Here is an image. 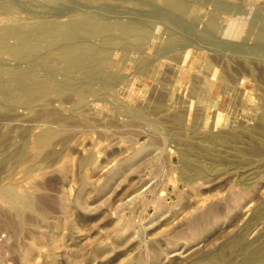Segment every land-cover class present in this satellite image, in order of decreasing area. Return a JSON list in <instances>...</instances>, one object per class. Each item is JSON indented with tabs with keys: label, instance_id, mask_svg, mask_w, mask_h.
Masks as SVG:
<instances>
[{
	"label": "rangeland",
	"instance_id": "374dc122",
	"mask_svg": "<svg viewBox=\"0 0 264 264\" xmlns=\"http://www.w3.org/2000/svg\"><path fill=\"white\" fill-rule=\"evenodd\" d=\"M10 1L32 26L77 10L144 38L93 39L111 78L39 67L60 88L0 95V264H264V0Z\"/></svg>",
	"mask_w": 264,
	"mask_h": 264
},
{
	"label": "bare ground",
	"instance_id": "6f19581e",
	"mask_svg": "<svg viewBox=\"0 0 264 264\" xmlns=\"http://www.w3.org/2000/svg\"><path fill=\"white\" fill-rule=\"evenodd\" d=\"M166 1H167L168 5H171L174 8H177V10L178 9L184 10L185 7L187 6V4L183 0H166ZM13 2L16 3L14 0H13ZM15 5H17V4H15ZM15 5L10 0H0V9H2L3 14H4L2 16L3 22L2 21H1L2 23L0 22V52H4V53L6 52V53L10 54V56L12 58H14L15 60H19L20 62L25 61L23 64L27 63L28 61H32V62L30 64H28L29 67H27V65L23 66V64H22L19 69H16V68L15 69L9 68L6 70L0 69V95L3 97H6L7 95H9L11 93V91H13L15 93L14 97H11L13 100H19L22 98H26L29 100H34V99H38L41 97L43 98L44 92L46 90H48L49 88H52V87L60 88V86L56 83L57 80L55 79L56 80L55 81L53 79L54 76H52V75H47V76L46 75L45 76L36 75L37 73L40 72V71L37 73L35 72L36 69L39 67L44 68L43 70H45V69L50 70L49 72H53L52 74H54L55 72L57 73L61 70L62 72L69 75L70 78L72 76L74 78L76 77V78L81 79V80L86 78V77L95 76V75H100V77L103 76L105 78L113 77L112 75L115 74L116 71H115V73H111V71L107 70V66H106L107 54L109 56V53H107V52H109V51H107L104 47H107L109 44L107 46H104L105 44H103L104 47H101V45L99 47L93 43L94 42L93 39L94 38L100 39V42L101 41L102 42H104V41H113V42L117 41V42H119L118 40L127 41V38H131L132 36H136V33H137L138 27H136V26H138V25L135 26V24H133V23H124L125 22L124 20H123L124 22L123 21L121 22V21H117V19L116 20L114 19L115 21H112L110 18H109L110 20H107V19H104L103 17H98L99 15L96 16V14H93V13H88V14L82 13V12L80 13V12H77V10L75 11V13H72L70 15V17L67 19L66 22H64V21L62 22L60 20H54V19L50 20L47 18L48 20L46 19V21L44 20L43 22L36 24V26H32L31 24L34 21L36 22L37 20L32 19V20H34L32 22V20H27L29 17H27V18L23 17L24 19L18 18L20 14H18V16H16L17 12H16L15 7H17V6H15ZM198 8H200V7H198ZM202 8L203 7H201L200 9H202ZM79 9H81V8H79ZM212 10L214 11V10H218V9L213 8ZM2 11L0 12V14L2 13ZM21 11H22V9H21ZM213 13H215V11ZM219 13H220V11H219ZM184 14H186V13H184ZM199 14H201V13H199ZM203 14L204 13H202V15ZM208 14H210V13H208ZM208 14L206 13V15H208ZM206 15H204V16H206ZM25 17H26V15H25ZM208 17H209V15H208ZM235 17L233 19H235ZM215 18H217V17H215ZM236 18L237 19L235 21L233 19L231 20V18H230V20H231L230 24L233 25V23L236 22L241 28L244 27L245 26L244 20H241V18H239V17H236ZM222 21L223 20H221V22ZM232 21H233V23H232ZM221 22H218V23H221ZM139 24H141V23H139ZM143 27H144V25H143ZM229 27H231V25ZM245 27H248V26H245ZM231 28H230V30H231ZM250 28L251 27H249V29ZM239 29L240 28H238V31H237L236 29L234 30L232 28L233 31L232 30L231 31L236 33V32H239ZM114 31L116 33L118 31V33H117L118 35L116 34L117 37L116 36L115 37L108 36L110 33L112 34ZM138 32H140L141 34L139 33L138 36H136L135 38H137L138 40L139 39L142 40L144 38V36H143L144 33H142L141 31H138ZM144 32H146V31H144ZM11 38H14V42L10 41ZM146 40H149V39L146 38ZM164 40H163V42H164ZM59 42H62L61 44L63 45L62 47L64 48V49L62 48L63 52L60 55H57V57H59V58L55 57L56 55L53 56L54 54H51V53L46 54V55L44 54L43 56H40L39 58L37 57V55L42 53L43 49H45L46 47L53 46L54 44H57ZM97 42H99V41H97ZM131 43L129 42V45H132ZM133 44H135V43H133ZM116 45H117V43H116ZM135 45L133 46L134 49H135V47H137L138 44L136 46ZM124 46H127V45H124ZM115 47H117V46H115ZM127 47H129V46H127ZM127 47L125 49V47L123 48V46H121V48H123L125 51L128 49ZM142 47H144V46L142 45ZM145 47H146V45H145ZM111 48H112V46H111ZM131 49H133V48L131 47ZM136 49H138V48H136ZM121 52H122V50H121ZM111 55H113V54H111ZM141 55H143V54H141ZM139 57H141V56H139ZM139 59L140 58H138V60ZM121 62H122V59H121ZM136 62H137V60H136ZM133 63L135 64V62H133ZM138 63H139V61H138ZM19 65H20V63H19ZM22 66L26 67V68H22ZM108 68H109V66H108ZM218 75L221 76V74H218ZM70 81L68 82V84L70 83ZM64 85H65V83H64ZM72 85H74L73 82H72ZM85 92L86 91H84V90H80V89L77 90V94L79 95L78 97H80V98L84 97L86 95ZM257 98H259V97H257ZM229 105H230L229 107H231V103ZM246 109H247V107H246ZM0 110H2L1 106H0ZM56 133H58V132H56L54 129H47V131L40 137L39 143L41 145H44V143H49L51 141V139L55 137ZM11 198H12V196H11ZM13 199H15L17 201V203H19L18 208H17V213L19 215H21L23 213V210L25 208L32 206L31 200L29 198H24V197H21V198L15 197L14 198V196H13ZM256 255L257 254L254 253V254H252L251 258L250 257L249 258L254 259L256 257Z\"/></svg>",
	"mask_w": 264,
	"mask_h": 264
}]
</instances>
